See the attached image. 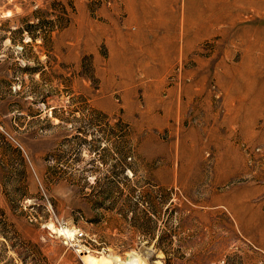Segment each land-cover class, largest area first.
<instances>
[{
    "label": "rangeland",
    "instance_id": "374dc122",
    "mask_svg": "<svg viewBox=\"0 0 264 264\" xmlns=\"http://www.w3.org/2000/svg\"><path fill=\"white\" fill-rule=\"evenodd\" d=\"M87 254L264 264V0H0V264Z\"/></svg>",
    "mask_w": 264,
    "mask_h": 264
},
{
    "label": "bare ground",
    "instance_id": "6f19581e",
    "mask_svg": "<svg viewBox=\"0 0 264 264\" xmlns=\"http://www.w3.org/2000/svg\"><path fill=\"white\" fill-rule=\"evenodd\" d=\"M51 229H53L52 225L50 226ZM54 230V229H53ZM56 231L60 234H63V235H70V231L67 230V229H56ZM85 261L88 263V264H107L108 262V259L106 260V258H103V257H95V256H91V255H86L85 256ZM113 264H139L141 263L142 261L139 260L138 258L134 257L133 255H127V257L125 259H119L118 257H114L113 258Z\"/></svg>",
    "mask_w": 264,
    "mask_h": 264
},
{
    "label": "crops",
    "instance_id": "0c3cea01",
    "mask_svg": "<svg viewBox=\"0 0 264 264\" xmlns=\"http://www.w3.org/2000/svg\"><path fill=\"white\" fill-rule=\"evenodd\" d=\"M153 56H155L154 54H153ZM162 59H168L169 60V58L165 55L164 57H162ZM169 67V65H167V64H165V65H163V64H161V65H159V70L160 71H163L164 69L166 70L167 68ZM144 68H146V67H144ZM164 70V71H165ZM154 75V74H153ZM160 76H164V74H162V75H160ZM145 80V79H144ZM147 81L148 80H152V81H150V82H155V83H159V84H161V83H164V77H158V78H148V79H146ZM173 98H175L176 99V101H179L178 100V97L177 96H172ZM177 105V109H178V107H179V109H180V105H179V103H177L176 104ZM179 111V110H178Z\"/></svg>",
    "mask_w": 264,
    "mask_h": 264
},
{
    "label": "built area",
    "instance_id": "2783aa9c",
    "mask_svg": "<svg viewBox=\"0 0 264 264\" xmlns=\"http://www.w3.org/2000/svg\"><path fill=\"white\" fill-rule=\"evenodd\" d=\"M77 234H80V233H77Z\"/></svg>",
    "mask_w": 264,
    "mask_h": 264
},
{
    "label": "trees",
    "instance_id": "16d2710c",
    "mask_svg": "<svg viewBox=\"0 0 264 264\" xmlns=\"http://www.w3.org/2000/svg\"><path fill=\"white\" fill-rule=\"evenodd\" d=\"M94 179H96V178H94ZM75 220V219H74Z\"/></svg>",
    "mask_w": 264,
    "mask_h": 264
}]
</instances>
